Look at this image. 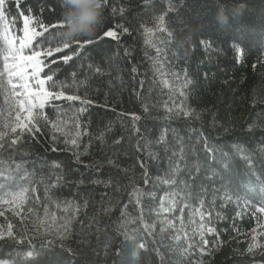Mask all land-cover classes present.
Returning <instances> with one entry per match:
<instances>
[{"label":"trees","instance_id":"trees-1","mask_svg":"<svg viewBox=\"0 0 264 264\" xmlns=\"http://www.w3.org/2000/svg\"><path fill=\"white\" fill-rule=\"evenodd\" d=\"M220 2L227 3V0ZM245 3L248 9L244 15L230 17L229 23L221 27L215 20L217 0H109L101 17L104 23L92 38L94 43L87 44L88 39L77 38L70 42L69 48L46 59V63L53 59L59 62L50 67L42 65L41 78L46 80L47 75L54 72L53 80L57 83L72 85L75 81L77 87L59 90L81 99L51 101L43 112L50 120L68 121L65 131L74 132L73 123L78 122L82 134L80 149L73 150L62 143L59 133H56L59 139L53 141L48 129L43 130L45 135L37 133V139L30 143L25 136L24 142L13 149L7 147L14 136L10 131L0 141L5 145L0 150V159L7 162L0 164V168L11 171L15 168L13 162L22 159L36 162L25 165L29 173L26 179L11 184L5 181L0 198L10 197L4 192H15L17 184L29 189L35 184L42 203L45 185L50 183L49 175L53 179L63 175V179L50 189L54 194L50 210L53 203L59 205L55 209L56 224L52 225L44 217L40 205L29 200L24 218L12 227L15 239L0 240V263L67 264L68 253L64 249H71L80 258L77 264H85V261L91 264H200L201 261L202 264H264V246L252 253L246 251L251 243V232L264 216V212L256 211L264 208V193L260 192V186L264 185V0H245ZM112 7L125 9L123 16H113L109 10ZM4 11L9 20L15 19L9 27L17 41L23 37L24 16H31L45 25L61 18L58 0H6ZM161 16L163 29L155 31L149 39L145 24L160 20ZM117 24L127 27L129 34L121 35L119 41L108 37L97 39L104 31L115 29ZM116 30L119 35L121 30ZM145 40L151 43L146 44ZM35 44L36 40L33 50ZM80 44L84 47L80 48ZM126 48L131 52L128 57H125ZM157 48L162 49L159 56ZM6 53L7 44L0 31V132L7 130L5 124L11 127L15 116V101L6 83ZM65 55L72 56L67 63L62 59ZM155 60L160 63H154ZM133 66L138 69V79L145 81L143 90L131 79ZM96 68L103 70V74L96 72ZM157 68L169 75L159 76L155 72ZM173 71L179 79L170 75ZM164 78L168 79L169 88L157 82ZM185 79L192 81L187 88L184 87ZM46 88H51V82L46 81ZM136 91L141 92L139 98ZM81 100L91 103L82 105ZM166 102L169 107L182 104L185 109H194L195 113H202L201 119L197 120L195 113L189 117L167 113ZM145 104L147 112L143 110ZM81 107L86 110L78 111ZM133 116L140 117L136 126L141 129L144 140L152 142L150 151L154 157L136 152ZM165 129L166 143L157 144L155 141ZM205 137L213 149L211 154L205 151ZM118 139L120 144H114ZM177 139L182 140L186 161L181 162L183 170L175 177L177 184L170 186L162 180L173 178L171 168L178 159L173 152L180 151ZM117 149L119 153L114 154ZM75 151L81 153L79 160ZM23 152L29 155L23 156ZM245 156L250 158L251 165ZM137 157L145 161L147 186L141 177L144 169L139 167ZM109 158L128 171L109 165ZM185 162L187 167H184ZM53 164L60 167L53 168ZM33 171L35 175L31 174ZM41 179L43 185L37 183ZM109 179L113 184L107 189L93 183ZM181 180L192 186L191 198L185 195L181 204L186 201L194 210L203 199L205 209L211 212L203 222L196 217V223H192L190 209L185 208L182 223L177 219L179 205L174 212L157 214L161 197L171 193L174 187L178 188ZM117 183L122 186L119 193H115ZM136 186L145 193H154L153 197L141 199L142 218L139 208L129 203L128 192ZM105 191L115 195L101 202V194ZM28 195L31 196V191ZM213 199L214 204L210 203ZM126 203L128 207L124 211L128 215L121 216ZM164 206L169 207V204ZM28 207L34 209L33 213H27ZM107 207H111V212L104 211ZM65 208L67 210L63 211ZM61 218L72 221L68 232L59 228ZM200 223L215 229L203 236L209 241L206 251L210 254L207 255L198 251ZM97 228L104 229L118 241V245H112L110 255L103 259L93 258L90 252V248L96 247ZM117 229L121 233L119 236ZM89 232L93 235L89 236ZM123 233L131 239L120 244L124 240ZM100 236L103 239V232ZM86 239L91 240V245L83 242ZM46 241H53L56 247L52 250L43 247ZM214 241L215 248L212 247ZM141 242L146 250L139 248ZM117 246L122 248L120 256L115 255ZM33 248L34 257L26 259L24 253ZM157 249L163 254L162 260L157 256Z\"/></svg>","mask_w":264,"mask_h":264},{"label":"snow or ice","instance_id":"snow-or-ice-1","mask_svg":"<svg viewBox=\"0 0 264 264\" xmlns=\"http://www.w3.org/2000/svg\"><path fill=\"white\" fill-rule=\"evenodd\" d=\"M58 2L61 5V0H58ZM108 3L109 0H104V6L103 8L107 9L108 8ZM6 4V0H0V22L3 23L5 29L9 27L10 24L15 23V19L13 18L12 20H9L7 17V14L4 11V6ZM111 14L113 16L119 14L123 16L125 9L121 8L117 10L115 7H112L109 9ZM62 12V9H61ZM23 15V13H21ZM63 18L61 15V18L53 24L45 25L42 21L34 20L33 17L31 16H24L23 18V38L20 41V50H13L14 52L20 51L21 54L19 55H14L13 60L14 62L12 63L11 67L13 69H16L18 67L19 62V71H12L10 72V76L12 77H19V80L25 81L24 83H13L12 79H8L6 83L11 87L12 91V96L16 100L13 110L15 111V116L13 117V122L11 124V127L9 128L8 124H5L4 127L7 129L4 132H0V141H3L5 137L9 135V131L14 134L13 138L8 142L7 147L9 149H13L14 146H16L18 143L24 142V137L27 136L29 138L28 142L30 143L32 140L37 139V133H40L41 135H45V132L43 131L44 129H48L51 132V139L53 141L59 139V137L56 136V133L60 134V137H63V140L61 141L64 143L66 146H69L73 150H79L80 149V137H81V132L79 131L80 125L78 122L73 123V127L75 131H65V129L68 128V121H62V120H50L49 117L43 112V109L47 104H50L51 101L54 100H60V99H65L68 101H73V100H80L81 98L77 95H66L63 90H59L62 88L66 87H77L75 81L73 82L72 85H68L65 82H59L57 83L56 81L53 80V75L55 74L54 72L52 74L47 75L46 80L37 78L38 74L42 71V65L44 67H50L51 64L58 63L59 60L53 59L50 60L48 63H46L47 58L54 57L56 53H60L64 51L65 49L69 48L70 42L65 40L63 38V28L64 24L62 22ZM160 20L163 21V16L160 17ZM104 23V21L101 19L100 24L98 25V28ZM37 28L40 30L38 31ZM116 29H120V33L118 35V31ZM151 29H145V34H150ZM47 34V35H46ZM123 34H129V29L125 27L123 24H117L115 26V29H109L103 32V35L101 37H98L97 39H103L104 37L111 38L112 40L119 41L120 36ZM40 38V39H37ZM33 40H36L35 44V50H31L33 48ZM95 41L93 39H88L85 43L91 44L94 43ZM146 44H150L151 42L149 40H145ZM80 48L84 47V44L79 45ZM28 48L30 49V54L24 55L22 54V50ZM237 52L240 50L237 48ZM157 56H159L162 52V49L157 48L156 49ZM131 55V52L129 49H125V57H128ZM185 57L187 56V53L185 52L183 54ZM63 62L67 63L72 59L71 55H65L63 58ZM154 63H160L159 60H155ZM25 66L27 68L32 69L31 71V77L33 78L32 82H28V76L24 74ZM91 68L92 66L89 65ZM163 67V64L161 63V68ZM7 71V69H6ZM96 72L103 74V70L100 68L95 69ZM132 73L131 79L137 81V85L140 90H143L145 88V81L142 79H138V69L136 66H133L130 70ZM155 72L161 76V77H166L169 75V73L162 72L159 68L155 69ZM75 76V74H73ZM170 75L176 77L179 79V75L173 71L170 73ZM185 77H187V72L185 71L184 73ZM46 81L51 82V88H46ZM160 83L163 87L169 88L170 84L167 78L160 79L157 81ZM192 81L191 79H185L184 87L187 88L189 84H191ZM35 86V87H34ZM80 86H83V82H80ZM21 89L23 91H17V89ZM135 91V89H134ZM181 95H184V92H180ZM136 95L139 98L141 96L140 91H136ZM23 97L22 99H16L17 97ZM90 101L86 100H81V104H90ZM86 109L81 107L78 111L83 112ZM143 110L145 112L148 111V105L145 104ZM165 110L167 113H176L177 115L183 114L185 117L192 116L195 113L194 109H185L182 104L176 105L174 104L173 106L169 107L167 102L165 103ZM202 116V113H195V118L197 120H200ZM140 119L139 116H133V131L134 134L137 136L136 144L134 145L135 150L137 153L142 154L145 157H154V154L150 151V145L151 141H145L143 133L141 132V129L136 126V121ZM213 125H215V114H213ZM252 126L249 125V130H251ZM195 131V130H194ZM166 138H167V129H165L159 138L155 141L157 144H163L166 143ZM101 140H103V137H100ZM205 144L204 148L205 151L208 152L209 154L212 153L213 149L208 146L207 143V138H204ZM120 140H116L113 143L114 144H120ZM177 144L180 145V151L173 152L174 156H178V159L176 161L175 166L171 168L172 172V179H163L162 183L168 184L170 186H175L177 184L176 181V175L183 170L181 167V162L186 161V157L184 154V146L182 143V140L177 139L176 141ZM5 148L4 143H0V150H3ZM53 151L56 149L53 148ZM86 151V149H85ZM264 151V149H262ZM119 150L117 149L118 154ZM74 154L76 155L77 160H79L80 152L75 151ZM29 153L23 152V156H28ZM244 159L248 160L249 165H251V160L249 157L245 156ZM137 162L139 167L144 169V171L141 174V177L143 179L144 185H148V173L146 169V164L144 160H141L140 157H137ZM7 162L0 159V164H6ZM15 164V168L9 171L8 169L0 168V189H5V181L9 182L11 184L14 181L18 180H24L27 178L29 173L25 169V165L28 163H33L35 164L36 162L34 160H27V159H22L19 162H13ZM108 164L116 167L118 170L127 172V168H120V165L116 163L115 160L112 158H109ZM53 168H59L60 166L58 164H53ZM184 167H187L186 162L184 163ZM15 173L13 175L12 173ZM196 172H199V166H196ZM32 175H35V171L31 173ZM189 174L191 175V170H189ZM194 178V177H193ZM50 183L45 185L44 188V201L41 203V197L37 193V188L36 185L33 184L31 189L28 187H20L17 184L18 190L15 192H10V191H5L4 195H11V203H13L15 209H16V215H20L21 212L25 211V205L29 202V200L35 201L37 205H40L43 209V214L44 217L47 218V220L51 221L52 225H55L57 222V216H56V211L55 209L59 207V205H56L53 203L52 205V210H50V201H51V196L54 195L50 192L51 188H54L58 182H60L63 179V175L55 176L53 179L51 175L48 177ZM82 182V181H81ZM37 183L43 185L44 180L41 179L37 181ZM93 183L96 184H102L106 189L112 187L113 181L109 179L108 181H102V180H97L94 181ZM121 185L117 183L116 188H115V193H119L121 190ZM191 184L187 183L183 180L180 182V186L174 187L171 193L166 194L164 197H161L160 200V206L157 214L159 213H168V212H174L179 205V210H180V216L177 217V219H180L181 222L183 223V212L185 208H189L191 212L190 216V221L192 223H196V217H199L200 221H204L205 217H210L211 212H209L207 209H205L204 205V200L201 199L199 201V205L195 207L194 210H192V207L185 201L184 203L181 204V200H183L184 196L187 195V197L190 199L192 196V193L190 191L191 189ZM187 190V191H185ZM31 191V196L28 195V193ZM202 191H206L202 189ZM260 192L264 193V185L260 186ZM115 193L110 194L109 192L105 191L104 193L101 194V202L104 201L105 197L111 198L112 195H115ZM129 196V203H134L136 207L139 208L141 212V218L143 216V208H140L139 206L141 205V199L144 196H149L153 197L154 193H145L139 186H136L135 188L132 189L131 192H128ZM177 197H180V199H177ZM228 200H231V197L227 198ZM10 201L4 200V203H9ZM119 203V201H117ZM215 200L211 201L210 203L214 204ZM165 203L169 204V207H165ZM128 204H124L122 206V210L120 215L121 216H127V212L124 211V209H127ZM202 209H204L202 211ZM67 209H63V211H66ZM111 207H107L104 209V211L111 212ZM27 213L31 214L33 213L34 209L32 207H28L26 209ZM256 211L258 212H264V208H257ZM99 214V213H98ZM2 215V213H0ZM239 215V213H237ZM44 221H42L43 223ZM71 220H63L61 218V223L59 224V228H62L65 232L69 231L70 225H71ZM169 226H171V222L169 223ZM107 227V226H105ZM197 231V230H194ZM215 231L214 228L211 227H206L205 223H200L198 225V234L201 237V246L198 248V251L201 253V255H207L210 254L209 252L206 251L208 249L209 241L204 239V233L208 232L209 234L213 233ZM103 232V239H101L100 233ZM93 235V233L89 232V236ZM116 235L119 236L121 233L119 230H116ZM124 237V240L119 242L120 244H123L124 242H127L131 239L127 235V233L122 234ZM264 235V233H262ZM5 238H12L15 239L14 234L12 232V225H8V230L7 232H0V240H4ZM67 238V237H65ZM179 239V237H177ZM86 245H91V240L86 239L83 241ZM16 243H22L20 240H16ZM112 245H118V241L115 236L110 237L108 232L105 231L104 229H99L97 228L96 232V247L90 248V252L93 258H106L108 255L111 253V247ZM216 242L214 241L212 244V247L215 248ZM43 247L48 248L49 250H52L54 247L53 241H46ZM189 247H193V245H189ZM260 244L257 242V235L255 234V230H253V235L251 238V243L249 244L247 248V252L252 253L254 252L255 249L259 248ZM139 248L146 250V245L141 242L139 244ZM64 251H67L68 253V261L67 264H77V261L80 259L79 257L75 256L71 249H64ZM157 256L159 259H163V254L159 252L157 249ZM122 253V248L120 246H117L115 249V255L120 256ZM24 256L26 259L33 258L34 257V248L33 250H28L26 253H24ZM85 264H91L89 261H85ZM202 264V261L200 262Z\"/></svg>","mask_w":264,"mask_h":264},{"label":"clouds","instance_id":"clouds-1","mask_svg":"<svg viewBox=\"0 0 264 264\" xmlns=\"http://www.w3.org/2000/svg\"><path fill=\"white\" fill-rule=\"evenodd\" d=\"M104 0H61L63 38L69 42L80 39H92L100 24ZM248 9L245 0H217L215 20L224 27L231 18H240Z\"/></svg>","mask_w":264,"mask_h":264},{"label":"rangeland","instance_id":"rangeland-1","mask_svg":"<svg viewBox=\"0 0 264 264\" xmlns=\"http://www.w3.org/2000/svg\"><path fill=\"white\" fill-rule=\"evenodd\" d=\"M145 29H151V33L147 34V35H148L149 39H152L155 31L163 29V23L161 22V20L146 23ZM0 31H1V35H2L3 39L5 40V42L7 44V53L4 57V63H5V71L7 69L6 73H7L8 79H12L13 83H17V84L24 83L25 81L19 80L18 76L17 77L10 76V72L19 71V62L18 61H17L18 67L16 69H13L11 67V65L14 62L13 56L21 54L20 51H16V52L13 51V50H20L21 39L17 41L14 38L10 27L5 29L2 22H0ZM34 41L35 40H33V43H34ZM31 50H33V49H31ZM31 50L28 48H25L22 50V54H24V55L30 54ZM31 71H32V69L27 68L25 66L24 74L28 76V82L29 83H31L33 80V78L30 75ZM40 73L38 74L37 78H41ZM45 87H46V85H45ZM12 91L13 90L11 89V98L16 102V100L12 96ZM17 91H23V90L18 88ZM22 98L23 97L21 96V97H17L16 99H22ZM4 200H8L10 202L4 203ZM0 213H2V215H0V232H7L9 224H11L13 227L17 221L21 220L25 216V211L21 212L20 215L15 214L16 209H15L13 203H11V196L5 197V198H0ZM254 230H255V234L257 235V242L260 244V246H264V235H262V233H264V216L258 221V224ZM252 235H253V232H251V238H252ZM71 246H73V245H71ZM0 264H7V263H0Z\"/></svg>","mask_w":264,"mask_h":264}]
</instances>
